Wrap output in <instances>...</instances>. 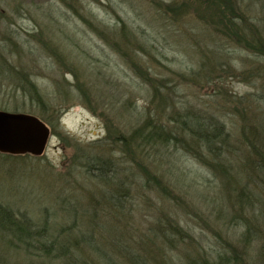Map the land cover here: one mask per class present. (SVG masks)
I'll list each match as a JSON object with an SVG mask.
<instances>
[{
	"label": "rangeland",
	"instance_id": "rangeland-1",
	"mask_svg": "<svg viewBox=\"0 0 264 264\" xmlns=\"http://www.w3.org/2000/svg\"><path fill=\"white\" fill-rule=\"evenodd\" d=\"M205 1L0 0V110L49 129L39 155L0 153V204L86 233L90 262L218 264L223 242L260 246L264 54L249 43L264 0H222L228 33ZM185 117L224 138L206 145Z\"/></svg>",
	"mask_w": 264,
	"mask_h": 264
},
{
	"label": "trees",
	"instance_id": "trees-1",
	"mask_svg": "<svg viewBox=\"0 0 264 264\" xmlns=\"http://www.w3.org/2000/svg\"><path fill=\"white\" fill-rule=\"evenodd\" d=\"M205 3L213 8L209 18L221 25L227 31L226 33L238 31L239 27L235 17L224 10V7L227 9L228 6L222 0L205 1ZM243 18L242 15L239 20ZM249 45H256L258 52L264 54L263 40L252 39ZM187 119V128L192 133L197 131L199 138L203 139L206 145L211 146L217 137L224 138L219 126L200 125L197 118L189 121V118L185 117L183 120L186 122ZM192 126L195 127L192 128ZM142 136L145 142L161 140V138L154 137L152 132H147ZM162 140L165 141V139ZM259 212L263 214L261 210ZM77 236L80 237L53 233L46 220L34 221L30 216L17 215L10 207L0 204V264H115L106 262L105 255L98 256L96 261H94L95 257L92 262L87 261L83 256V251L88 248V245L95 246V244L86 237L87 234L84 232ZM251 240L250 237L244 235L237 243L223 242L224 244L220 245L221 251L216 253L217 263L264 264V241L254 249ZM83 241L86 244H83ZM252 250H256L255 253ZM15 255L18 258H15Z\"/></svg>",
	"mask_w": 264,
	"mask_h": 264
},
{
	"label": "water",
	"instance_id": "water-1",
	"mask_svg": "<svg viewBox=\"0 0 264 264\" xmlns=\"http://www.w3.org/2000/svg\"><path fill=\"white\" fill-rule=\"evenodd\" d=\"M48 136L47 125L35 115L0 110V153L39 155Z\"/></svg>",
	"mask_w": 264,
	"mask_h": 264
}]
</instances>
